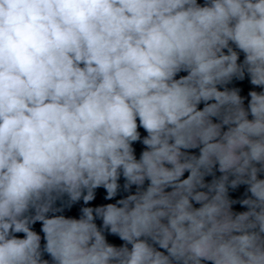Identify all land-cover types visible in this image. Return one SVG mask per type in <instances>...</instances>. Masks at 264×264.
I'll list each match as a JSON object with an SVG mask.
<instances>
[{
    "label": "clouds",
    "instance_id": "obj_1",
    "mask_svg": "<svg viewBox=\"0 0 264 264\" xmlns=\"http://www.w3.org/2000/svg\"><path fill=\"white\" fill-rule=\"evenodd\" d=\"M0 264H264V0H0Z\"/></svg>",
    "mask_w": 264,
    "mask_h": 264
},
{
    "label": "water",
    "instance_id": "obj_2",
    "mask_svg": "<svg viewBox=\"0 0 264 264\" xmlns=\"http://www.w3.org/2000/svg\"><path fill=\"white\" fill-rule=\"evenodd\" d=\"M243 87H244V93L243 94H246L247 91H248V88L250 87V85H248L247 82L245 81L243 83ZM100 191H101V195H102L103 190H100ZM237 195H238V193H237ZM100 202H102V200L100 199V197H98L96 203H100ZM69 214L70 215H76L77 214L76 209L73 208V210ZM37 228H39V225H37ZM109 240L112 241V242H115L117 244L121 243V241H119V239L118 238H115V237H109Z\"/></svg>",
    "mask_w": 264,
    "mask_h": 264
}]
</instances>
